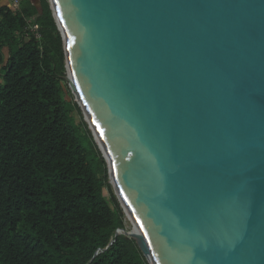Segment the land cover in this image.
I'll return each mask as SVG.
<instances>
[{
	"label": "water",
	"instance_id": "obj_1",
	"mask_svg": "<svg viewBox=\"0 0 264 264\" xmlns=\"http://www.w3.org/2000/svg\"><path fill=\"white\" fill-rule=\"evenodd\" d=\"M48 2L133 218L115 235L149 264H264V0Z\"/></svg>",
	"mask_w": 264,
	"mask_h": 264
},
{
	"label": "trees",
	"instance_id": "obj_2",
	"mask_svg": "<svg viewBox=\"0 0 264 264\" xmlns=\"http://www.w3.org/2000/svg\"><path fill=\"white\" fill-rule=\"evenodd\" d=\"M12 1L0 0V264H149L115 235L125 216L67 85L48 0Z\"/></svg>",
	"mask_w": 264,
	"mask_h": 264
},
{
	"label": "bare ground",
	"instance_id": "obj_3",
	"mask_svg": "<svg viewBox=\"0 0 264 264\" xmlns=\"http://www.w3.org/2000/svg\"><path fill=\"white\" fill-rule=\"evenodd\" d=\"M68 80H69L71 86L74 87V86H75V83H74V81H73V78H72V77H69ZM75 96H76L77 100L79 101L81 108H83V112H84V114H85L86 121H87L88 125L90 126V128L93 130V132H94V134H95V136H96L97 142L101 145V142H100V139H99L98 134H97V132H96V129H95V127H94V125H93V123H92V121H91V119H90V117H89V114L87 113V111H86V109H85L83 103L81 102V99H80L79 94H78V92L76 91V89H75ZM101 147H102V146H101ZM111 181L114 182L113 177H112ZM118 194H119V196H120L121 203H122V205H123V207H124V210H125V218L130 222V224H131V228H132V222H133L132 215H131V213L129 212L126 203H125L124 200L122 199L121 194H120L119 192H118ZM138 240H139V239H138ZM139 241H140V240H139Z\"/></svg>",
	"mask_w": 264,
	"mask_h": 264
},
{
	"label": "built area",
	"instance_id": "obj_4",
	"mask_svg": "<svg viewBox=\"0 0 264 264\" xmlns=\"http://www.w3.org/2000/svg\"><path fill=\"white\" fill-rule=\"evenodd\" d=\"M12 2H13V4L15 6L18 5V1L17 0H13ZM38 30H39L38 25L34 22V19H30L29 20L28 31H31L36 38H39ZM25 35H27V33Z\"/></svg>",
	"mask_w": 264,
	"mask_h": 264
},
{
	"label": "rangeland",
	"instance_id": "obj_5",
	"mask_svg": "<svg viewBox=\"0 0 264 264\" xmlns=\"http://www.w3.org/2000/svg\"><path fill=\"white\" fill-rule=\"evenodd\" d=\"M9 0H4V2L5 3H7ZM11 2V1H10ZM5 51V53H6V50H4ZM66 81H67V85H68V87L71 85L70 84V82H69V80L68 79H66ZM73 100L76 102V97L73 95ZM77 104V103H76ZM77 106L79 107V109H80V111H81V115H82V118H83V121L84 122H86V124H87V127L89 128L90 126L88 125V123H87V121H86V118H85V114H84V112L82 111V109H81V107L77 104ZM89 130H90V132H91V129L89 128ZM92 133V132H91ZM96 143V142H95ZM98 147V146H97ZM125 224H126V227H127V229L128 230H130L131 229V224H130V222L125 218Z\"/></svg>",
	"mask_w": 264,
	"mask_h": 264
}]
</instances>
